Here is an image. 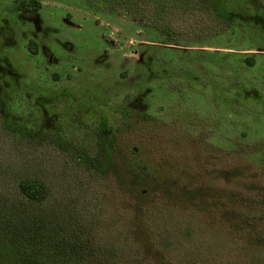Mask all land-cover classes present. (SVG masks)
<instances>
[{
	"label": "rangeland",
	"instance_id": "1",
	"mask_svg": "<svg viewBox=\"0 0 264 264\" xmlns=\"http://www.w3.org/2000/svg\"><path fill=\"white\" fill-rule=\"evenodd\" d=\"M16 1L0 0V27L13 30L0 36L6 202L17 203V178L39 177L48 186L39 209L53 208L52 220L92 219L118 250L127 239L142 263L167 264L120 182L122 171H145V200L176 216L166 226L190 220L200 252L216 250L207 264H236L231 242L212 240L228 235L232 193L264 182V0H94L103 11L40 0L59 12L23 18ZM15 243L0 247V262L19 264L30 246Z\"/></svg>",
	"mask_w": 264,
	"mask_h": 264
},
{
	"label": "trees",
	"instance_id": "2",
	"mask_svg": "<svg viewBox=\"0 0 264 264\" xmlns=\"http://www.w3.org/2000/svg\"><path fill=\"white\" fill-rule=\"evenodd\" d=\"M64 1L103 11L94 0ZM17 7L22 11L31 12L39 7V2L21 0ZM219 10L221 11V8ZM243 61L252 64L254 58L244 56ZM101 126L109 130L104 122ZM262 153L264 155V151ZM109 154V151L105 150L103 158L112 163ZM122 172L130 174L128 178L122 177L120 182L132 194L134 215L141 219L144 228L148 229V226L155 228L153 231L146 230L147 236L144 238L151 243L155 242L161 253L167 256L163 261L167 264L213 263L207 261V257L216 250L200 252L198 248L203 246V240L199 230L191 225L190 220L178 223L179 225L173 223V227L166 226V221L174 222L176 219L174 211L168 212L157 205V202L145 200L149 194L147 187L151 179L149 175L145 171L134 169ZM252 177H255V174ZM15 192L18 198L15 204H8L6 196L0 194V247L8 254L17 246L15 243L17 239L29 245V250L19 256V264H145L137 256L135 251L138 249L137 244L132 245L125 239L118 250L112 242L113 239L105 241L103 237L97 236L98 224L92 219L84 222L75 220L72 225L69 222L63 223V216L59 221L48 217L50 213L54 214L53 208L39 209L48 196V186L41 178L35 176L17 178ZM231 197L232 207L225 211L224 222L228 235L218 236L219 239H213L212 242L219 243L222 247L225 239L229 240L233 246L236 264H264V182L250 180L242 192L236 191ZM177 229L179 230L176 231ZM188 246L192 248L194 246L195 249H189ZM124 250L128 253L125 254ZM226 261H229V258Z\"/></svg>",
	"mask_w": 264,
	"mask_h": 264
},
{
	"label": "flooded vegetation",
	"instance_id": "3",
	"mask_svg": "<svg viewBox=\"0 0 264 264\" xmlns=\"http://www.w3.org/2000/svg\"><path fill=\"white\" fill-rule=\"evenodd\" d=\"M20 1L21 0H17L16 1L15 12L17 13L18 16L21 14L22 18L23 17H27L26 16L27 14H32V16H35L36 14H41V13L48 14V12L50 10H54L57 13L59 12L58 9L56 8L57 7L56 4L55 5H51V6H49V5L43 6L44 4H42V2L40 0H37L39 2V7L37 9H35V10L31 11V12L22 11L20 8L17 7V3H19ZM73 5L75 6L76 4H73ZM60 12L63 15V19H65V18L72 19V20L74 19L73 16L71 15L70 11H68V10L62 11L60 9ZM77 27H79V24H77ZM12 32H13V30H12ZM12 32H10V29H6V28L3 29L2 27H0V36H2L4 38H8L10 40V36H11ZM28 42H31V44L28 43ZM24 45L26 46V50L29 53H31V54H37L38 52H40V49L42 47L41 44H39L36 40H34L32 37H29V36L25 39ZM76 69H77V67H76ZM68 73H70V72H67L65 74V76H69ZM55 75L56 74H53V76H55ZM66 80L68 81V85H71V82H69L71 80H69V79H66ZM70 90L72 91L73 88H71ZM101 124H102V121H100V125ZM101 127L103 129H105L104 126H101Z\"/></svg>",
	"mask_w": 264,
	"mask_h": 264
},
{
	"label": "built area",
	"instance_id": "4",
	"mask_svg": "<svg viewBox=\"0 0 264 264\" xmlns=\"http://www.w3.org/2000/svg\"><path fill=\"white\" fill-rule=\"evenodd\" d=\"M129 41L131 42V41H132V39L130 38V39H129Z\"/></svg>",
	"mask_w": 264,
	"mask_h": 264
}]
</instances>
